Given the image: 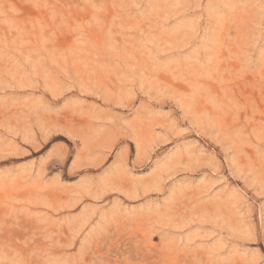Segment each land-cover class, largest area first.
Returning a JSON list of instances; mask_svg holds the SVG:
<instances>
[{"label":"rangeland","instance_id":"1","mask_svg":"<svg viewBox=\"0 0 264 264\" xmlns=\"http://www.w3.org/2000/svg\"><path fill=\"white\" fill-rule=\"evenodd\" d=\"M0 264H264V0H0Z\"/></svg>","mask_w":264,"mask_h":264}]
</instances>
